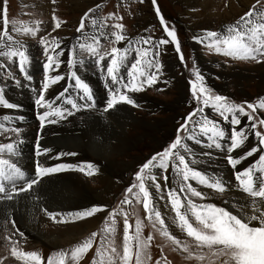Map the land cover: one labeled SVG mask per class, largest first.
Returning <instances> with one entry per match:
<instances>
[{
	"label": "rangeland",
	"instance_id": "obj_1",
	"mask_svg": "<svg viewBox=\"0 0 264 264\" xmlns=\"http://www.w3.org/2000/svg\"><path fill=\"white\" fill-rule=\"evenodd\" d=\"M5 2L7 4L9 34L13 35L14 39L19 40L26 46L30 56V65L28 64L26 66L27 74L25 75L19 72L18 67L12 61L0 57V64L6 65L3 70H0V88L4 90V94L9 102L18 105V107L14 109L15 111L22 112L23 109H26V111H28V109L30 110L29 112L33 116V119L29 121V124L26 123L27 125H24V127L34 131V136H32L33 138H29L28 145H30V150L27 151L26 154L22 155V152H19L17 156H10V154L6 152L3 154V158H11L12 161L19 166H24L22 169H24L25 172L34 174V166L37 159L35 156V145L37 143L38 133H36V131L45 133V136L39 133V143L41 149H43L44 146H47V143L44 142L50 140L49 137L56 136L58 134L57 131H61L62 134H67V131L72 132L74 135L83 134V128L86 126L82 122L83 114H87L88 112L94 113L91 110L92 107L72 110L70 105H66L63 100L58 99L59 93L67 87L69 88V92L66 95L72 96L78 104L84 103V101L80 100L76 95V90L73 87L74 80L69 81L65 78L68 72L67 50L72 48L73 45H77V51H79L76 38L80 36L81 42L92 43V37H98L101 49L110 51L111 47L114 46L112 43L113 38L110 35L111 31H113L111 25L117 22L124 25L123 33L131 40H135L140 35H151L153 39L156 40L166 37L159 23V19L155 15L152 0H142V2L141 0H0V9L3 8ZM157 5L168 24L174 26L176 29L186 66L180 62L174 46L171 44L165 46V54L161 56L162 76L159 81L155 85L147 87L139 93H129V95L135 99L138 106L133 107L127 104H121L117 106L118 108H114V110L112 109L108 112H104L102 109L100 111V113L103 111L102 113L104 114H100V120H103L102 122L108 121V117H110L108 114L109 112L123 114L125 111L132 114L134 113L142 120H139L141 123L136 124L134 122H131V124L123 123L124 126H128L126 128L128 147L121 151L116 157L114 156L115 163H106L100 156L89 152L85 146H83V149L78 148V150L76 147L56 145L62 148V150L67 151V153H75V155H67L66 153L62 156L56 155L54 157L49 156L48 158L47 156L50 154L48 153L43 154L39 158L40 162L45 165L48 164L47 166L67 162L70 164L73 163L74 165L90 162L94 165V175L87 176L78 170L62 171L44 178L43 182L34 186L31 191L20 193L18 195L20 201L19 203H15L17 210H12L11 213L8 214V219L3 221L0 228V264H25L23 260L12 256L11 249L13 247H18L22 251L34 250L38 254L42 253L43 257L39 255L42 258L43 264H47L49 256H51L55 262L57 260V253H66L64 256L65 264H120L119 256L123 254V232L119 233V225H122L125 216L123 213H118L116 215L117 230L115 233L104 231L105 224L110 222V220L106 221L105 218L108 217L110 211L120 206L125 195V190L136 182L134 174L139 170V167L155 152L161 151L162 148L166 147L171 140L174 139L177 134L176 129L179 127V124L183 122V117L196 107L195 101L191 97L188 84V80L193 78L190 72L193 66V58L196 67L205 76L207 85L215 93L224 95L235 103H259L260 98H264V60L257 63L252 60H238L225 57L222 54L216 53L214 50H210L207 47V43H197L192 39L194 35L202 34L203 30L225 32L229 25L235 24L239 17L253 5H255L256 10L259 11L261 5H264V0H261L260 4H257L256 0H157ZM89 8H92L93 12L89 14V17L85 18L86 28L83 32L86 35H81L76 29L80 24L81 17ZM109 13H112L113 16L109 17ZM53 15L56 16L58 21H61V26L58 29L54 27V22L52 20ZM115 16H119L121 19L117 21L114 18ZM90 19H96V25H92ZM13 21L16 22L15 27L21 29V31H12ZM105 25H107V27H105ZM25 27L38 28L39 31L36 36H32L22 31ZM3 30L4 26L2 18H0V31ZM102 33H104V35H102ZM53 35L60 39L61 47L65 49V54L61 57L64 62L59 69H54L52 73H58L64 76V79L55 85H51L49 89L46 90L45 96L56 104L68 107L73 114L66 116L63 120H57L56 123H46L45 127L41 130L40 122L36 118V115L38 112L42 113L47 109L37 108L34 103L36 94L42 86L44 75L42 65L45 62L42 46L39 45V38L40 36H44L48 39ZM115 46L123 48L127 46V42H119L116 43ZM4 50L6 49L0 48V51ZM134 60L135 51L133 49L129 53V66ZM102 64L106 69L107 58L102 61ZM86 66L93 68L91 72H88L90 77L81 76L76 70ZM76 69L78 75L91 86L93 94L98 98L99 103L95 102L94 107L98 105L95 109L100 110L99 108H101V106L104 108L108 93L104 87L105 79L101 74L100 67L95 64L94 58H88L87 55L84 54V64L82 66L78 65ZM123 74L125 79H127L126 69ZM27 76H31L32 79H27ZM89 78H95L96 82H92ZM108 83H111V81L109 80ZM94 84H96L97 88H100V91L95 92ZM10 89L18 94L16 97H21L19 94H26L27 101L22 102L13 100L11 97H14V95L12 91L9 93ZM53 90H55L56 93L50 96L49 93ZM243 91L246 92L244 93ZM100 93H103V100H101ZM96 98H94V101ZM137 100H140V102ZM7 111H13V109H6L0 106V113H6ZM205 115L210 119H217L222 127L229 130L230 134V125L225 123L223 118L218 117L210 108L205 110ZM256 115L259 118H264V109H258ZM8 116L10 118L9 121L5 122L3 117V119H0V123H4L6 127H12V121L15 115L13 113ZM196 118L199 119V117ZM53 119L56 118L53 117ZM241 120L242 123L240 126H247L249 124L247 117H242ZM22 124H25L24 120ZM18 136L21 137L15 133L0 129V143H9L12 142V140L15 141ZM201 141L200 144H197L194 141L185 140L184 142L188 144L190 153H184L182 151V154L186 156V160L190 163V166L195 167L197 170L203 171L209 176L213 175L212 173L221 176L223 171L221 168H217L219 166L212 168V164L209 163V158L211 157L207 155L212 151L219 153L222 157V162L228 170L223 172L226 176L225 178L223 177L226 184V193H218L207 188L204 189L203 186L197 185L194 181H189L193 183V186L197 187L198 190L207 192L209 195L208 199L204 201H200L199 198L194 199L198 203H216L218 206H224L236 214L228 205V190H233L239 194L242 193V196L252 200L253 198L239 188L238 182L234 179L233 170L227 165L224 159V156L227 155L226 151L221 154V151L215 149L214 146L209 147L208 141L204 137H201ZM255 143L256 138L252 135L250 141L247 143V147L250 148L255 145ZM21 147L24 148V146ZM202 148H205L207 151H200ZM244 150H247V148ZM25 157L28 161L22 160L21 163H18L19 159ZM254 159H256L255 156L254 158L250 157L246 159L237 166L236 170L247 167ZM122 160L128 163L129 168H126V164L124 165L125 168L121 166ZM193 160L195 161L194 164L191 163ZM155 174L157 175V182L161 184L160 195H163L164 199L161 200L160 195L156 194V189L152 186L150 180L146 181V185L149 186V191L156 201L158 210L161 211L166 226L169 228L170 232L173 231L172 234L176 235L183 244H186L192 249V255L189 256L188 253L181 252L180 250L174 251L173 249L175 246H173L166 237L161 236L159 232L156 231V228L152 227V224L147 218V214L144 212L142 198L137 202L134 197H130V204L123 205L124 212L128 213L127 218L130 225L129 234L131 235L134 233L135 222L139 218L142 222V237L147 238L149 234L152 235V240L148 249L151 259H146L144 264H156L157 259L161 261V264H163L165 260H167L168 264H221L225 259L224 257L214 255L213 252L207 248H197L195 241L187 237L186 234L182 233L180 229L175 226L173 223L175 214L171 211L170 204L165 206L167 202V191L164 190L165 180L160 170H155ZM166 174L169 177L167 184L171 187V169H169ZM51 183H61L65 187L67 186L73 193H79V191L81 193L85 183H87L91 190H93L94 195L97 193V196L91 195V200L88 202L82 201L69 206L58 205L55 208L40 207L39 215L46 220L47 224L54 227H63L62 229L67 226H76L78 231H80V229L82 230L80 234L70 236L68 239L70 241L67 240L65 243L57 244L53 242L52 239L46 240L45 238H39V236L36 237L34 232L23 226L18 219L22 218L21 216L24 215L19 212L21 197L25 195L29 197L31 195L29 199L32 202L43 203L47 199V185ZM258 183L259 182H257V188ZM255 199L258 204L261 203L260 198ZM261 204H263L261 209L264 210V203ZM93 205H103L105 207L102 212L92 217L73 222H60L59 217L53 219L48 215V213H67L78 209H85ZM251 214L252 213H249V215ZM152 219L154 220V216ZM13 221L15 222L14 224ZM157 227H159L158 224ZM58 232H60L61 237H68V229L67 232L64 233H61V231ZM92 232L97 233V236L93 240V247L90 248L88 252L73 260L71 257V250L85 238L89 237ZM21 233H23L22 236ZM102 236L103 240L101 239ZM46 243L49 244L47 245ZM98 246L101 247L103 255L96 252ZM113 247L116 248L118 254H113L111 252ZM161 253L163 254L161 255ZM109 256L112 257L111 261H109ZM198 256H202L203 258L197 259ZM132 264H134V257Z\"/></svg>",
	"mask_w": 264,
	"mask_h": 264
},
{
	"label": "snow or ice",
	"instance_id": "obj_2",
	"mask_svg": "<svg viewBox=\"0 0 264 264\" xmlns=\"http://www.w3.org/2000/svg\"><path fill=\"white\" fill-rule=\"evenodd\" d=\"M256 3L260 4L261 0H256ZM152 5L166 38L162 37L156 40L151 35H140L135 40H131L123 33L124 25L119 22L111 25L113 31L110 35L113 38L112 43L114 46L111 47L110 51L101 49L98 37L93 36L92 43H85L81 42L80 36H78L76 40L79 51H77V45H73L72 48L67 50V76L74 80L73 87L76 90L77 97L84 103L78 104L72 96L66 95L69 92L67 87L59 93L58 99L63 100L64 104L70 105L72 110L95 106L91 86L75 70L78 65L82 66L84 64V54L88 58H94L95 64L100 67L101 74L105 79L104 87L108 94L103 108L104 112H108L121 104L138 106L129 93H139L159 81L162 76L161 56L165 54V46L169 44L174 46L180 62L185 64L175 27L169 25L163 17L157 5V0H152ZM92 12L93 9L89 8L81 17L80 24L76 29L81 35H86L83 32L86 28L85 18L89 17ZM112 16L113 14L109 13V17ZM0 18H2L4 26V30L0 31V48L6 49L0 51V57L12 61L18 67L19 72L26 75V66L30 63V56L26 46L9 34L6 2L3 8L0 9ZM114 18L117 21L121 19L119 16ZM52 20L54 27L60 28L61 21H58L55 15H53ZM90 23L96 25L97 21L96 19H90ZM15 24L16 22L13 21L12 31H21V29L15 27ZM22 31L36 36L39 29L25 27ZM192 39L197 43H207L210 50H214L225 57L252 60L259 63L264 60V5H261L259 11L253 5L239 17L235 24L229 25L225 32L203 30L202 34L194 35ZM124 41L127 42L126 47L115 46L116 43ZM39 45L42 46L45 56V62L42 65L44 75L42 86L36 94L34 103L37 108L47 109L42 113H37V119L42 130L46 123H56L57 120H63L73 113L68 107L56 104L45 96L46 90L51 85H55L64 79L62 75L50 74L54 69H59L64 62L61 57L65 54V49L61 47V41L54 35L48 39L40 36ZM133 49L135 60L129 66V53ZM105 58H107L106 69L102 64ZM5 67V64H0V70ZM125 69L127 79L123 74ZM190 72L193 78L188 80V84L196 107L183 117V122L176 129L177 134L174 139L161 151L155 152L135 172L136 182L125 190L120 206L108 213V217L105 219L106 221L110 220V224H105L104 231L115 233V217L118 213H123L125 216L123 221V254L119 256L120 264H132L133 257L134 264H144L146 259L150 260L151 256L148 249L152 235L149 234L147 238L142 237V222L139 218L135 222L134 233L130 235L128 213L124 212L123 209V205L130 204V197H134L137 202L142 198L144 212L147 214L152 227L156 228L161 236L166 237L175 246L174 251L180 250L188 253L189 256L192 255V249L183 244L166 226L161 211L158 210L156 201L149 191V186L146 185V181L150 180L152 186L156 189V194H161V184L157 182V175L155 174V170L158 169L165 180L164 190L167 191L165 206L170 204L171 211L175 214L173 223L182 233L195 241L197 248H207L214 255L224 257L225 259L221 264H264V210L261 209L260 204L255 199L260 198L261 203H264V131L259 130L264 129V118H259L256 115L258 109H264V98H260L259 103H235L226 96L215 93L207 85L205 76L196 67L194 58ZM27 79L31 80L32 77L27 76ZM109 80L111 83H108ZM0 106L6 109H16L18 107V105L9 102L2 88H0ZM208 108L230 125V134L229 130L222 127L217 119H210L205 115V110ZM53 117L56 119H53ZM196 117H199V119ZM242 117H247L249 122L247 126H240ZM9 119L8 115H4L5 122ZM15 119L23 121L24 117L20 116ZM0 129L16 135L22 133L21 128L14 126V121L12 127H6L4 123H0ZM252 135L255 136L256 143L249 148L247 143ZM201 137L208 141L209 147L214 146L221 153L226 151L227 155L224 156V159L233 170V176L235 181L238 182L239 188L253 198L251 215L246 214L242 209L234 214L233 211L224 206H218L213 202L198 203L194 199L199 198L200 201H204L208 199V193L198 190L189 181H194L197 185L218 193L226 192V184L222 175L213 174L209 176L205 172L197 170L195 167L190 166L186 156L182 154V151L190 153L188 144L184 142L185 140L200 144L202 142ZM39 140L40 134L38 133L35 145L37 159L33 175L27 174L11 159L3 158L5 152L10 156L19 155L18 145L23 143L22 140L0 143V201H10L20 193L29 192L34 186L42 183L44 178L62 171L78 170L87 176L94 175V165L90 162L80 165L57 163L52 166L41 163L39 158L43 154L50 153L51 150L47 147L41 149ZM245 148L247 150H244ZM59 155L65 154L60 153ZM67 155H75V153H67ZM254 156L256 159L251 164L241 170H236L237 166L243 161ZM191 163L194 164L195 161L193 160ZM169 169L172 173L171 187L167 184L169 177L166 173ZM257 182H259L258 188ZM18 183H22L23 186L17 187ZM160 199H164L163 195H160ZM104 207L103 205H93L85 209L67 213H48V215L53 219L59 217L60 222L67 223L92 217L102 212ZM153 216L154 220L152 219ZM157 224L159 227H157ZM22 235L23 233H21ZM96 236L97 233L92 232L89 237L71 250L73 260L93 247V240ZM101 239L103 240V236ZM96 252L103 255L99 246L96 248ZM111 252L118 254L114 247ZM11 254L13 257L23 260L25 264H43L41 256L36 251H22L18 247H13ZM65 255L66 253H57L55 262L49 256L47 264H65ZM202 258V256L197 257V259ZM111 259L112 257L109 256V261ZM156 264H161V261L157 259ZM163 264H168L167 260Z\"/></svg>",
	"mask_w": 264,
	"mask_h": 264
},
{
	"label": "bare ground",
	"instance_id": "obj_3",
	"mask_svg": "<svg viewBox=\"0 0 264 264\" xmlns=\"http://www.w3.org/2000/svg\"><path fill=\"white\" fill-rule=\"evenodd\" d=\"M89 7V6H88ZM89 28V27H88ZM72 36V35H71ZM36 63V62H34ZM30 65V64H29ZM32 65V64H31ZM42 65V64H41ZM200 65V64H199ZM65 66V65H64ZM78 71V73L81 76H87L90 77L89 75V71L91 72L93 70V68H90L89 66L86 67H81L79 69H76ZM96 70V69H94ZM64 73V72H63ZM79 75V76H80ZM96 76V75H95ZM65 78L69 81H72L71 78H69L68 76H65ZM92 82H96L95 78H89ZM4 83V82H3ZM66 85V84H64ZM16 86V84H15ZM94 89L95 92L96 91H100V88H97L96 84H94ZM14 87V86H13ZM65 87V86H64ZM23 88V86H22ZM24 89V88H23ZM22 89V90H23ZM12 91L11 89L9 90ZM25 91V90H24ZM74 91V90H73ZM22 92V91H21ZM244 93L246 91H243ZM56 93L55 90H53L51 93H49V95L51 96L52 94ZM12 94L14 95V97H11L13 100L16 101H22V102H26L27 101V97L24 94H19L21 95V97H16L18 94H16V92L12 91ZM29 94V93H28ZM74 94V93H73ZM101 94V100L102 99V95ZM77 95V94H76ZM28 96V95H27ZM139 96V95H138ZM93 97H95V95L93 94ZM140 97V96H139ZM104 98V97H103ZM105 100V99H104ZM30 101V100H29ZM140 102V100H137ZM95 102H98V98H96ZM149 102V101H148ZM99 103V102H98ZM97 105V104H96ZM151 105V104H150ZM98 106V105H97ZM96 107H92V112H88L87 114H83L82 117V122L83 124H85V128H83V134H78V135H74L72 134V132H68L67 134H62L61 131H57V135L54 137H49L50 140H46L44 143H47L46 147H49L50 154L47 156L49 158V156H56L59 155L60 153H64L66 154L67 151L62 150V148H59L56 145H60V146H65V147H76L77 149H83V146H85L89 152L100 156L101 159H103L106 163H115L116 161L114 160V156L116 157L121 151H123L125 148L128 147V135H127V130L126 128L128 126H124L123 123L126 124H131V122L136 123H141V119L138 118V116H136L134 113H130L128 111H125L123 114L119 113L117 114V112H109V116L108 117V121L107 122H102L100 120V111L103 109V106H101V108H99L100 110H96ZM25 107V106H24ZM31 107V106H30ZM120 107V106H119ZM118 108V107H117ZM121 108V107H120ZM95 110V111H94ZM114 110V109H113ZM132 110V109H131ZM20 111V110H19ZM30 110L28 109V111H26V109H23L22 112H18L15 111L13 109V111H7L6 113H0V119H3L4 115H11L14 113V117H13V121H14V125L16 127H19L22 129V133L20 134L21 137H17L13 138L16 139L15 141H20L22 140L23 143L18 145V152H22L23 154H26L27 151L30 150V145H28L29 142V138H31L32 136H34V131H31V129H27L26 127H24V125L29 124V121L33 119V116L30 114L29 112ZM25 114V124H22V121H18L15 118H18L20 116L24 117ZM107 114V113H105ZM102 115H104L102 113ZM139 120H141L139 122ZM12 121V122H13ZM111 121V122H110ZM1 122V121H0ZM27 123V124H26ZM11 124V123H9ZM23 126V127H22ZM112 126V127H110ZM75 127V126H74ZM68 129V128H67ZM73 129V128H72ZM66 130V129H65ZM70 130V129H69ZM74 130V129H73ZM46 131V130H45ZM63 131V130H62ZM36 133H40L39 131H36ZM35 133V134H36ZM42 135L45 136V133H40ZM33 138V137H32ZM151 139V138H150ZM14 140H12L13 142ZM127 142V143H126ZM167 142V141H166ZM21 146H24V148H22ZM45 147V146H44ZM84 147V148H85ZM192 148V147H191ZM196 148V147H195ZM68 149V148H67ZM194 149V148H193ZM79 150V149H78ZM206 149L202 148L200 149V151H205ZM83 151V150H82ZM81 151V152H82ZM207 151V150H206ZM86 152V151H85ZM6 153V152H5ZM21 154V153H20ZM222 154V153H221ZM82 155V154H81ZM86 155V154H85ZM208 157L210 159V162L212 165V168H215L217 166V168H221V170L223 172L228 171L226 169L225 164L222 162V157L219 155V153H216L215 151L209 152ZM87 156V155H86ZM88 157V156H87ZM95 157V156H94ZM15 158V157H14ZM20 158V157H19ZM202 158V157H201ZM252 158V157H251ZM254 158V157H253ZM11 159V158H10ZM32 159V158H31ZM84 159V158H83ZM98 159V158H97ZM213 159V160H212ZM12 160V159H11ZM23 161H28V159L25 158H21L19 159L18 163H21ZM58 160V159H56ZM77 160V159H76ZM204 161V160H203ZM213 161V162H212ZM250 161V160H249ZM43 162V161H42ZM55 162V161H54ZM60 162V161H59ZM77 162V161H76ZM25 163V162H24ZM68 163V162H67ZM78 163V162H77ZM73 164V163H71ZM126 164V168L128 167V163L124 160L121 161V166L123 168H125ZM30 165V164H29ZM48 165V164H47ZM202 165V164H201ZM19 166V165H18ZM21 168H24V166H20ZM131 167V166H130ZM203 167V166H202ZM106 168V167H105ZM206 168V167H204ZM208 169V168H207ZM210 169V168H209ZM24 170V169H23ZM206 170V169H205ZM213 170V169H211ZM215 170V169H214ZM219 171V170H218ZM221 171V172H222ZM221 173V175L225 178L226 176L224 175V173ZM27 173V172H26ZM73 173V172H71ZM29 175H33L32 173H27ZM58 174V173H57ZM67 174V173H66ZM214 174V173H212ZM230 174V173H228ZM55 175V174H54ZM61 175V174H60ZM217 175V174H216ZM73 176V174H72ZM61 177V176H60ZM66 177V176H65ZM48 181V180H47ZM53 181V180H52ZM86 182V181H85ZM71 184V183H70ZM193 184V183H192ZM233 185V184H232ZM19 186H23L22 183H18L17 187ZM45 187V186H44ZM199 187V186H198ZM77 189V188H76ZM205 189V188H204ZM79 190V189H78ZM98 192V191H97ZM226 193V192H225ZM229 193V200H228V205L235 211V213L237 214L238 210L242 209L243 212H245L246 214L252 213V199L242 196L241 194H239L238 192H235L233 190H228ZM80 194V195H79ZM97 194V193H96ZM95 194V195H96ZM212 194V193H211ZM91 195H94L93 190H91V188L89 187V185L87 183H85L82 192L80 193H73L71 192L67 186L65 187L63 184L61 183H51L49 185H47V199L41 203V202H32L29 197H27L26 195L21 197V206H20V213L24 214L23 216H21L22 218H18L20 223L25 226L27 229L31 230L34 232L35 236H39V238H45L46 240L52 239L53 242L59 244V243H65V241H67L69 239L70 236H74L77 234L81 233V229L80 231H78L76 229V226H67L66 228L64 227V229H62L63 227H54L51 226L49 224L46 223V220L39 215L40 212V207L45 206L46 208H55L58 205L61 206H69L72 205L74 203H79V202H88L91 200ZM94 195V196H95ZM99 195V194H98ZM46 196V195H45ZM44 196V197H45ZM97 196V195H96ZM209 196V195H208ZM211 196V195H210ZM95 198V197H94ZM207 200V199H206ZM220 200V199H219ZM20 199L18 198V196H14V198L12 200H3L0 201V228L2 226L3 221L6 219H8V214L11 213V211H16L17 208L15 207V203H19ZM36 201V200H35ZM39 201V200H38ZM41 201V200H40ZM217 201V200H216ZM83 202V203H84ZM94 202V201H93ZM96 202V201H95ZM87 204V203H86ZM233 204V205H232ZM78 205V204H77ZM82 205V204H81ZM80 205V206H81ZM263 204L260 203V206L262 207ZM79 206V205H78ZM162 206V205H161ZM235 208H234V207ZM237 206V207H236ZM242 206V207H241ZM71 207V206H70ZM66 208V207H65ZM20 214V215H21ZM110 224V222H109ZM173 226V225H172ZM22 228V227H21ZM68 229V232H67ZM63 230V231H62ZM85 230V229H84ZM88 230V229H86ZM117 230V229H116ZM175 230V228H174ZM64 233L67 232V236L68 237H61L60 232ZM123 232V222L122 225H119V233ZM173 232V231H172ZM181 233V232H180ZM56 238V239H55ZM38 239V238H36ZM56 240V241H55ZM51 241V240H50ZM70 241V240H68ZM72 241V240H71ZM43 242V241H42ZM44 243V242H43ZM47 245L49 243H46ZM37 245V244H36ZM63 245V244H62ZM34 251V250H31ZM41 256L43 255L42 253H39ZM43 257V256H42ZM95 258V257H94ZM11 260V259H10ZM13 262V261H12ZM93 262V261H92ZM15 264V263H14Z\"/></svg>",
	"mask_w": 264,
	"mask_h": 264
},
{
	"label": "flooded vegetation",
	"instance_id": "obj_4",
	"mask_svg": "<svg viewBox=\"0 0 264 264\" xmlns=\"http://www.w3.org/2000/svg\"><path fill=\"white\" fill-rule=\"evenodd\" d=\"M50 74H52V75H56V74H58V73L55 74V73H52V72H51ZM41 79H42V78H41ZM36 118H37V115H36ZM262 130L264 131V129H262Z\"/></svg>",
	"mask_w": 264,
	"mask_h": 264
}]
</instances>
